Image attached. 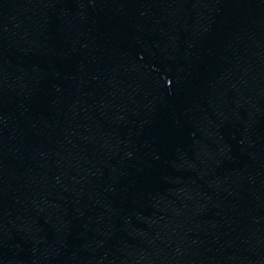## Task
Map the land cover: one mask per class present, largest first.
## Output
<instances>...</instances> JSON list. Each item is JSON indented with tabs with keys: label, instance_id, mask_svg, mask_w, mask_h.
<instances>
[{
	"label": "water",
	"instance_id": "water-1",
	"mask_svg": "<svg viewBox=\"0 0 264 264\" xmlns=\"http://www.w3.org/2000/svg\"><path fill=\"white\" fill-rule=\"evenodd\" d=\"M0 264H264V0H0Z\"/></svg>",
	"mask_w": 264,
	"mask_h": 264
}]
</instances>
